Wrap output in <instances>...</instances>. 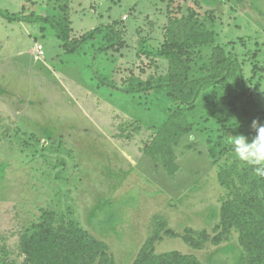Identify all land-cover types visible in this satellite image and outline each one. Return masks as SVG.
<instances>
[{"label":"rangeland","instance_id":"1","mask_svg":"<svg viewBox=\"0 0 264 264\" xmlns=\"http://www.w3.org/2000/svg\"><path fill=\"white\" fill-rule=\"evenodd\" d=\"M0 9L48 16L71 39L107 25L122 37L121 45L100 51L103 30L68 51L50 22L0 15V236L11 263L82 264L75 234L82 230L105 244L116 264H133L156 235L157 253L244 264L236 229L204 249L165 232L192 227L214 236L222 207L251 186L252 167L227 143L228 135H255L247 99L234 98L233 81L203 90L193 108L168 90L129 94L122 87L131 74L167 72L159 51L169 20L193 15L217 37L211 47L186 49L191 75L208 74L213 47L234 41L225 49L241 62L264 123V0H0ZM99 73L118 87L101 83ZM177 111L192 131L174 146L180 169L170 176L158 146L165 147V126ZM42 227L52 229V239L25 252L23 238Z\"/></svg>","mask_w":264,"mask_h":264},{"label":"trees","instance_id":"2","mask_svg":"<svg viewBox=\"0 0 264 264\" xmlns=\"http://www.w3.org/2000/svg\"><path fill=\"white\" fill-rule=\"evenodd\" d=\"M0 15L10 22H50L56 28L58 37L63 40V46L68 51H74L85 42L96 39V35L102 33L103 30H106L103 36L105 43L100 51H108L122 43L120 30L110 25L98 26L81 34L78 38L71 39L68 29L54 23L48 16L43 17L22 10L8 12L2 9H0ZM165 36L166 40L159 51V55L168 62L167 72L162 75H149L145 79L131 74L124 80L122 90L125 93L135 94L168 90V95L174 101L179 102L182 106L193 108L203 90L223 81H233L235 84L232 91L234 98L247 99L248 109L245 110L244 114L249 125L253 119L259 120L260 113L244 76L241 62L225 49L226 47H234V41H229L224 46H214L210 57L209 73L193 77L189 60L186 57V49L213 46L217 37L216 33L198 23L193 15H189L170 19ZM97 78L103 84L118 87L117 82L108 75L99 73ZM166 126L165 128L170 131L166 136L165 147L162 144L158 147L162 149V161L165 170L170 176H174L180 169L174 146L178 145L182 138L192 131V125L184 119L181 111H177L169 118ZM155 151L153 150V152ZM149 152L146 153L154 161V169L159 171L155 153ZM220 176L223 182L225 175L220 174ZM231 181L233 180L227 179L228 183ZM252 181L249 189L241 198L237 199L236 204H226L222 207L220 222L214 227L216 233L214 236H211L207 229L196 230L192 227H187L183 233L168 229L165 235L181 238L190 247L204 249L207 242L219 244L228 239L232 229H236L239 231V242L245 253L244 264H264V177L254 174ZM80 233V235L75 234L79 240L78 248L81 254H84L82 264H95L98 257V264H116L105 244L97 241L85 231L81 230ZM52 234L50 227H42L38 233H34L31 237H24L22 240L24 251L28 252L30 247L36 248L43 245L46 242L44 240L50 239ZM160 239H162L161 235L148 239L133 264H207L196 255L184 254L180 251L157 253L155 244ZM0 264H12L10 247L2 235L0 236Z\"/></svg>","mask_w":264,"mask_h":264},{"label":"clouds","instance_id":"3","mask_svg":"<svg viewBox=\"0 0 264 264\" xmlns=\"http://www.w3.org/2000/svg\"><path fill=\"white\" fill-rule=\"evenodd\" d=\"M250 127L255 132L254 136L249 138L243 133L228 135L227 143L236 159L251 166L255 175L264 177V123L253 119Z\"/></svg>","mask_w":264,"mask_h":264}]
</instances>
